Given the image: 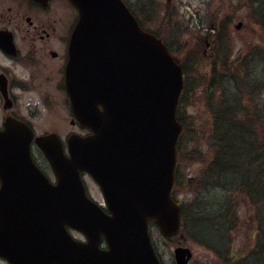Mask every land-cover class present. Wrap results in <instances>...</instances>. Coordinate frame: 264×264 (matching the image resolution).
Returning a JSON list of instances; mask_svg holds the SVG:
<instances>
[{"label":"water","instance_id":"water-1","mask_svg":"<svg viewBox=\"0 0 264 264\" xmlns=\"http://www.w3.org/2000/svg\"><path fill=\"white\" fill-rule=\"evenodd\" d=\"M70 2L78 18L65 85L75 118L91 133L71 134L65 154L54 133L34 138L16 121L0 130V257L10 264H161L148 224L153 220L167 237L180 227L171 188L182 69L123 0ZM33 139L55 185L33 160ZM82 172L98 184L107 211L87 196ZM11 178L40 180L14 186ZM12 186L25 187V197L8 198ZM190 256L186 247L174 250L176 264Z\"/></svg>","mask_w":264,"mask_h":264},{"label":"rangeland","instance_id":"rangeland-1","mask_svg":"<svg viewBox=\"0 0 264 264\" xmlns=\"http://www.w3.org/2000/svg\"><path fill=\"white\" fill-rule=\"evenodd\" d=\"M123 1L142 27L161 39L179 64H186L189 78L199 84L204 83L193 92L187 102L191 104L186 103L185 113L191 127L209 125L210 116L202 98L208 82H203L201 76L209 74L213 43H221L224 38L233 65H237L246 53L262 47L264 31L259 16L264 9V0ZM239 22L241 25L236 27ZM260 96L264 101V84ZM49 105L44 108L38 105L39 113L32 123L37 133H57L65 143L66 134L79 131V126L70 124L71 113L62 99ZM196 131L184 140L179 183L173 193L176 200L184 205L188 216L187 238L179 235L173 239L165 238L150 223V237L159 259L163 264H175L174 248L184 245L191 252L189 264H264V199L251 204L242 195L227 191L224 188L226 184L223 187L204 184L201 175L209 154L203 153L206 143L199 137L202 133ZM262 136L259 140L264 145ZM32 152L46 175L54 177L40 150L33 147ZM83 181L88 194L104 206L97 183L87 174H83ZM190 213L196 217L195 221L201 223L197 226L198 232L193 233ZM0 264L4 263L0 261Z\"/></svg>","mask_w":264,"mask_h":264},{"label":"trees","instance_id":"trees-1","mask_svg":"<svg viewBox=\"0 0 264 264\" xmlns=\"http://www.w3.org/2000/svg\"><path fill=\"white\" fill-rule=\"evenodd\" d=\"M260 13L264 31V9ZM222 41L213 43L209 77L205 74L201 76L203 82H208L202 98L210 116L209 125L202 124L195 128L189 124L185 113L186 103L197 86H204V83L199 84L189 78L186 64L180 63L184 82L176 115L182 124V131L177 142L172 195L179 183L178 170L184 154V140L190 133L199 130L202 133L199 137L204 138L206 143L203 153L209 154L201 175L204 184L215 187L226 184L224 188L227 191L240 194L246 201L256 204L264 199V145L259 140L261 134L264 137V101L260 98L264 84V44L246 53L237 65H233L224 38ZM190 219L193 233L198 232L197 226L201 223L195 221L196 217L193 218L191 213ZM187 224L188 216L181 204V230H185Z\"/></svg>","mask_w":264,"mask_h":264},{"label":"flooded vegetation","instance_id":"flooded-vegetation-1","mask_svg":"<svg viewBox=\"0 0 264 264\" xmlns=\"http://www.w3.org/2000/svg\"><path fill=\"white\" fill-rule=\"evenodd\" d=\"M77 18V9L70 0H0V130L5 128L7 121H16L26 124L34 137L54 133L39 134L32 122L39 113L38 105L44 108L62 99L71 113L70 124L79 126V131L67 133L66 138L72 133H89L76 122L65 85L69 42ZM31 147H36L34 140ZM38 180L7 179L14 186ZM48 182L55 185L58 179L48 176ZM2 183L0 178V190ZM14 186L8 189L6 196L25 197V193L20 194L25 187ZM181 238H187L185 230ZM101 248H106V244ZM0 261L10 264L2 257Z\"/></svg>","mask_w":264,"mask_h":264}]
</instances>
